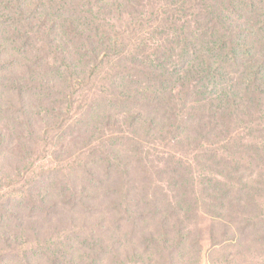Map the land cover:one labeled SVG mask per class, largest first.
Here are the masks:
<instances>
[{
  "label": "rangeland",
  "instance_id": "obj_1",
  "mask_svg": "<svg viewBox=\"0 0 264 264\" xmlns=\"http://www.w3.org/2000/svg\"><path fill=\"white\" fill-rule=\"evenodd\" d=\"M69 1L55 28L71 48L66 57L46 42L51 23L32 16L23 27L42 31L26 37L0 8V45L8 46L0 55V264H84L82 256L92 264H264V0H208L207 12L218 8L223 18L216 34L230 25L224 50L249 31L252 67L262 66L246 78L240 63L224 59L214 75L221 85L202 81L205 99L233 85L237 105L218 109L193 97L178 103L194 52L166 35L183 23L187 38L206 29L202 0H185L181 13L172 10L180 0H133L123 19L95 0ZM82 10L92 12L86 22ZM81 24L98 28L96 41L110 40L94 54L106 56L94 74L78 55ZM119 32L117 55L110 50ZM163 64L168 88L154 79L151 92L173 93L183 111L124 103L141 87L116 85L140 76L126 69L160 74Z\"/></svg>",
  "mask_w": 264,
  "mask_h": 264
},
{
  "label": "trees",
  "instance_id": "obj_2",
  "mask_svg": "<svg viewBox=\"0 0 264 264\" xmlns=\"http://www.w3.org/2000/svg\"><path fill=\"white\" fill-rule=\"evenodd\" d=\"M78 1L80 5V4H87V2L94 1V0H78ZM202 2H203L202 7L204 8L203 11L206 15H208V19H209L208 26L206 27V29L200 31L198 27H195L194 30H191V32H189V36H188L189 38H187L184 35L185 30H183L184 27L186 28L187 24L183 23L182 28H181L182 30L178 32L179 34L177 33H173L172 35L166 34L168 38H170L171 36L172 45L183 43L186 46L184 48V52H186V54L188 50H191V51L193 50L192 52H194L193 62L192 63L189 62V69L188 71H186V77L180 78L181 91L177 93L176 97L178 98V101H179L178 103H180L183 108L185 107L184 102H186L184 100L187 97H193L195 104H198L204 101V104H206V107H214L215 109L220 108L221 104H226V105L230 104L232 107H234L237 105V103H235L236 98L234 95V90H231L233 88V85H230L227 87V94H228L227 96L223 95V96H216L215 98L205 99L206 90L208 87L205 86L202 83V81L210 79L211 81L210 85H213L215 88L218 85H221L220 80H217L214 77V75L216 71L218 70V66H221L224 59H228V61L234 65L240 63V65L247 70L246 78H251L255 74L260 73L261 72L260 69H262V66H259L258 69L256 70L253 69L252 67L253 55L251 54V50L253 48L246 44V39L248 38V35H251L249 31L240 30L238 32V34L240 35L237 39V42L234 44L232 43L231 37H230L229 39V51L230 52H227V50H224V48L227 46V43H224L225 36L226 34H231L230 25L227 27V29L225 28V26H222L220 29H218L219 31H217L218 33L216 34V29H215L216 27L214 25L217 24L218 22L220 23L223 21L222 15L219 12L218 8H214L211 11V13L207 12V7L209 6L207 4L208 0H205V1L202 0L201 3ZM51 3H55L57 5H54L52 9ZM70 3L71 1L69 0H0V8L1 10H3V13H6L8 15V22H10L13 26L17 28H20V30H23V33L26 37L30 36V33H33L34 35L38 37L42 31L41 26L23 27V24L30 23V18L32 16L35 15L39 20H44L46 22L51 23V24L46 23L45 28L43 29L45 30L49 27V31L44 35L46 38V42L49 44V46L58 44L55 47H58L57 50L61 53L63 57H66L69 54L71 48L68 47L67 45L61 46L63 41L60 37V34L56 33L55 28H56L57 20L62 16V11L64 7L67 6L68 11H69ZM95 4L96 6L101 7L102 10H108V11L114 10V12H109L110 16H112L113 13L118 14L119 16H122L123 14L121 13H127L128 9L130 10L131 7H134L133 0H95ZM45 6H46L47 13L41 10ZM61 7L62 9H60ZM185 7H186L185 0H180V5L178 3L172 4V10L178 9L179 13L183 12ZM59 10L61 11L59 17L50 18L52 14L58 12ZM91 13L92 12H84L83 10L80 11V16H81L80 20L86 22L87 18L91 15ZM263 17H264V14H263ZM119 19H123V16L120 17ZM105 21L106 20L104 18L101 20V22H105ZM228 21L229 19H227V22ZM175 22H178V21H175ZM263 25H264V20H263ZM251 31L254 32L255 28H252ZM92 32L99 33V30L98 28H94V30H89L87 28H84L83 24H81L80 26H78V30L75 31L74 37L82 41V43L78 45V55L81 57L80 58L81 63L84 64L85 68H88L89 71L92 70L94 74L99 68V65L101 64L99 60H103L106 57L104 55H94V54L98 50H100L102 44L106 45L108 42H110V40H104L100 36L98 38V41H96L95 36L92 34ZM214 32L216 34V37L211 36L212 33ZM124 38L125 37L121 32L116 33V41L113 43L110 52H113L119 55L120 53H118V51H120L121 46L118 40L120 39L124 40ZM201 38L204 39L202 46L197 45V42L201 40ZM227 39H228V36H227ZM3 42L9 43V44L11 43V41H2V43ZM11 48L12 50L18 51L15 53L16 55H20V52H19L20 49H18L17 45H15L14 47L12 46ZM239 50H242V54L243 53L247 54V56H242L240 60L237 59L240 55L238 53ZM215 51H219V52L215 53ZM223 53H224V56H223ZM2 54L3 56L8 54V46H6L4 43L0 45V55ZM91 62L95 63L94 67L92 64L90 65ZM114 62L117 64L118 63L117 59ZM143 64L147 65L146 62ZM112 65L113 64L110 61L107 66H112ZM196 66H201L203 70H200V71L196 70L195 68ZM160 68H161L160 74H156L155 72L156 67L153 69H151L150 67L149 68L150 72L144 71L142 68H140V70L126 69L130 72L140 73V76H138L139 75L138 74V75H134L133 77L125 76L123 77L124 79L119 78L116 80V85H118V81H119V84L122 82L139 83L141 87L139 88V90L133 91L135 96H133V94L127 95V98L124 99V103H131L132 101H134L135 104L143 108H146V109L148 108L160 109V108L169 107L171 105V107L172 106L175 107L174 110H177V112H182L183 109L178 107V103H173V100H172L174 97L173 93H169V95H171L172 98H166L165 94H156L154 92H151V89L154 88V82H155L154 79L163 82L162 91H165L168 88L166 85V81H168V77L165 75L168 69L164 66V64L161 65ZM193 73H194V82H191L187 78L191 77ZM142 74L144 75L143 76L144 80H141ZM149 76L152 78H149ZM247 83L250 84L249 81ZM245 87H247L246 84H245ZM201 107L205 108V105H201ZM174 110L173 112H176ZM173 112L166 111L164 114V117H171L172 116L171 114H173ZM47 243L50 246L57 244L51 240H48ZM36 254L38 255V253H35V255ZM63 254H65V252H63ZM3 257L5 256L3 255ZM84 257L86 261V263L84 264H92L88 256H82L80 259L81 262ZM0 260H4V259L1 258Z\"/></svg>",
  "mask_w": 264,
  "mask_h": 264
}]
</instances>
